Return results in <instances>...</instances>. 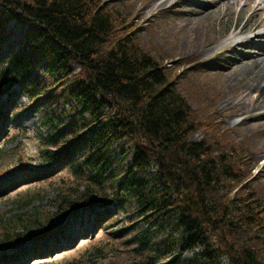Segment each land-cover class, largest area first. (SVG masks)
I'll use <instances>...</instances> for the list:
<instances>
[{
    "label": "trees",
    "instance_id": "obj_1",
    "mask_svg": "<svg viewBox=\"0 0 264 264\" xmlns=\"http://www.w3.org/2000/svg\"><path fill=\"white\" fill-rule=\"evenodd\" d=\"M128 16L111 0H0V96L19 84L30 107L46 101L42 163L64 164L70 187H84L64 190L54 217L28 218L14 241L45 237L87 204L114 205L96 224L131 264H264L251 159L226 133L191 138L216 132L218 118L194 109L184 69L156 56ZM11 22L25 27L19 49L7 42Z\"/></svg>",
    "mask_w": 264,
    "mask_h": 264
},
{
    "label": "rangeland",
    "instance_id": "obj_2",
    "mask_svg": "<svg viewBox=\"0 0 264 264\" xmlns=\"http://www.w3.org/2000/svg\"><path fill=\"white\" fill-rule=\"evenodd\" d=\"M114 1L130 11L127 18L141 26L140 38L156 56L164 58L173 71L184 69L182 85L194 109L207 111L209 119L211 116L218 118L216 132L205 133L200 128L191 134V138L198 140L205 134L220 136L226 133L229 135L226 137L232 138L241 149L242 144L244 158L246 155L251 159L253 183L259 184L264 191V108L255 110L253 100L243 96L245 82L253 76L248 66H243L241 75L238 71L231 73L242 58L262 53L247 46H236L243 39L264 33V24L241 32L256 6H261V0H256L245 11L242 7L246 0H229L230 3L218 6L215 4L219 0H111ZM263 18L264 12L254 20ZM8 27L11 33L7 42L19 49L24 44L25 27L13 22ZM255 39L256 44L264 46V36ZM9 49V46L5 48ZM194 59L199 60L198 67L191 69L192 64L181 65ZM228 74H233L230 79ZM12 91L17 93L14 97ZM256 94L253 93L252 97ZM27 103L28 98L20 85L0 96V241L7 240L6 236L15 237L14 232L20 230L28 218L38 216L43 222L51 213L54 217L59 200L64 199V190L69 196H78L84 190L79 184L70 187L76 181L66 168L55 169L56 166L42 163L39 137L42 133L41 136L46 135L47 129L40 126V120L46 101L40 100L37 107H26ZM108 207L104 213L111 215L115 212L114 206ZM96 212L97 209L92 207L84 213L91 217ZM77 217L80 215L74 216L70 223ZM80 222L77 220L74 224ZM80 224L78 231L84 235L70 228L69 223V228L65 224L64 229H57L58 233L68 231L71 240L62 237V233V238L51 239L50 245L44 241L34 243L36 250L33 249L39 254L25 252L23 259L15 264H131L133 256L120 249L124 245L109 241L105 230L94 228L93 222L84 227L83 223ZM30 243L31 240L23 242L17 250ZM95 247H101L103 252H93ZM41 251L48 252L42 254Z\"/></svg>",
    "mask_w": 264,
    "mask_h": 264
},
{
    "label": "bare ground",
    "instance_id": "obj_3",
    "mask_svg": "<svg viewBox=\"0 0 264 264\" xmlns=\"http://www.w3.org/2000/svg\"><path fill=\"white\" fill-rule=\"evenodd\" d=\"M255 1L256 0H246V5L242 7V11H245L247 7L254 4ZM227 2L230 3L229 0H219L218 2H216L217 4H215V6L227 4ZM263 12L264 0H261V6H256V9L251 14L246 24L242 27L241 32H243V30H252L255 26L264 24V18L262 20H254L255 16H260ZM261 36H264L263 32L256 33V35L250 36L249 38L243 39L236 43L237 47L247 46L262 53H255L242 58V60L238 64L233 66V71L231 72L233 73L234 71H238L237 73L241 75L243 73V66H248V71L253 72V76L245 82L244 89L246 92L243 96L245 98H251L253 100V102L255 103V110L264 108V46L261 44L258 45L254 42L256 40L255 38H259ZM230 74L227 75L228 79H230L233 75L232 74L231 76H229ZM256 92L257 94L255 95V97H252V94ZM11 94L12 97L15 96L14 91H12ZM256 115L257 114H252L251 116ZM72 219H74V217H70L68 221L71 222ZM30 248H32V245L26 246L23 249H20L14 253H0V264L19 263L23 259L24 251L28 252Z\"/></svg>",
    "mask_w": 264,
    "mask_h": 264
}]
</instances>
